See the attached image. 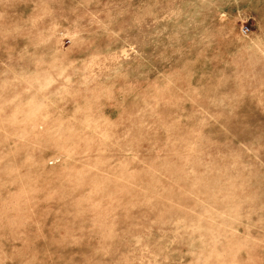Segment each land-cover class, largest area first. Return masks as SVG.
I'll return each instance as SVG.
<instances>
[{
    "label": "rangeland",
    "instance_id": "obj_1",
    "mask_svg": "<svg viewBox=\"0 0 264 264\" xmlns=\"http://www.w3.org/2000/svg\"><path fill=\"white\" fill-rule=\"evenodd\" d=\"M0 264H264V0H0Z\"/></svg>",
    "mask_w": 264,
    "mask_h": 264
},
{
    "label": "built area",
    "instance_id": "obj_2",
    "mask_svg": "<svg viewBox=\"0 0 264 264\" xmlns=\"http://www.w3.org/2000/svg\"><path fill=\"white\" fill-rule=\"evenodd\" d=\"M243 32L246 33V32H247V28H245V29L243 30Z\"/></svg>",
    "mask_w": 264,
    "mask_h": 264
}]
</instances>
